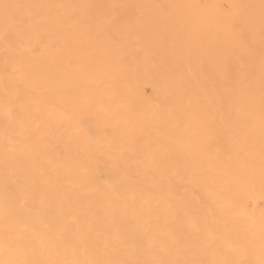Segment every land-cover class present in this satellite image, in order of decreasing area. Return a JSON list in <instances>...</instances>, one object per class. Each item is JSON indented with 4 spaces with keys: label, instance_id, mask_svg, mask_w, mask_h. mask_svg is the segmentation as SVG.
<instances>
[{
    "label": "bare ground",
    "instance_id": "6f19581e",
    "mask_svg": "<svg viewBox=\"0 0 264 264\" xmlns=\"http://www.w3.org/2000/svg\"><path fill=\"white\" fill-rule=\"evenodd\" d=\"M262 59L264 0H0V264H259Z\"/></svg>",
    "mask_w": 264,
    "mask_h": 264
},
{
    "label": "snow or ice",
    "instance_id": "6c2138e0",
    "mask_svg": "<svg viewBox=\"0 0 264 264\" xmlns=\"http://www.w3.org/2000/svg\"><path fill=\"white\" fill-rule=\"evenodd\" d=\"M23 6L21 5H8V4H5L4 5V8L7 10L9 8H21ZM23 19V17H21V20ZM261 68H262V71H264V59H262L261 61ZM5 114L6 115H10L11 112L10 110H7L5 111ZM260 131H261V137H262V145H264V87H262V90H261V121H260ZM261 162H262V174H264V147H262V152H261ZM225 207H232L233 205L228 202V201H225ZM193 227H195V224L193 223L192 225ZM215 239V236L212 232H208L207 233V240L208 242H211ZM227 247L229 249H231L232 245L229 243L227 244ZM94 264H103V262L101 261H96L94 262ZM154 264H163V262H154ZM220 264H229V262L227 260H224V261H221ZM259 264H264V247H262V256H261V259L259 261Z\"/></svg>",
    "mask_w": 264,
    "mask_h": 264
}]
</instances>
